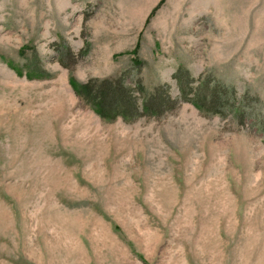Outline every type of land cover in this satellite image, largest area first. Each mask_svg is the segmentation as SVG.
Listing matches in <instances>:
<instances>
[{"label":"rangeland","instance_id":"obj_1","mask_svg":"<svg viewBox=\"0 0 264 264\" xmlns=\"http://www.w3.org/2000/svg\"><path fill=\"white\" fill-rule=\"evenodd\" d=\"M0 264H264V0H0Z\"/></svg>","mask_w":264,"mask_h":264},{"label":"trees","instance_id":"obj_2","mask_svg":"<svg viewBox=\"0 0 264 264\" xmlns=\"http://www.w3.org/2000/svg\"><path fill=\"white\" fill-rule=\"evenodd\" d=\"M179 85L182 90L185 89V84H182L180 74L176 75ZM71 85L78 96L89 104L94 109L95 113L103 119L113 120L117 117L133 116L137 114L138 105L136 96L131 94V89L123 86L121 81L105 79L91 80L86 83H76L73 80ZM160 101V103H156ZM165 98L160 94L144 98L143 110L157 112L152 110L155 104L163 106Z\"/></svg>","mask_w":264,"mask_h":264}]
</instances>
